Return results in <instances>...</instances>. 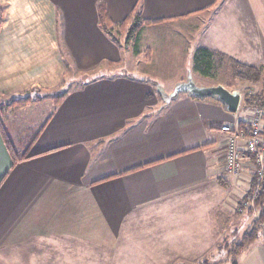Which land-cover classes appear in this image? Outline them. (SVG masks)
<instances>
[{
	"label": "crops",
	"instance_id": "0c3cea01",
	"mask_svg": "<svg viewBox=\"0 0 264 264\" xmlns=\"http://www.w3.org/2000/svg\"><path fill=\"white\" fill-rule=\"evenodd\" d=\"M99 2L112 22L122 21L136 4L151 21L208 13L195 47L258 66L264 74V0H0V96L58 91L68 67L74 77L101 65L119 68L122 48L98 26ZM84 77L47 109L37 128L47 122L27 154L33 156L13 166L0 136V264H123L113 260L124 257L122 241L130 245L136 240H126L143 232L170 242L163 255L185 257L178 255L175 235L188 231L185 220L178 223L177 212H164L196 194L225 196L224 190L237 204L250 188L251 158L242 159L236 181L222 169L220 128L247 118L249 107L231 113L218 101L184 93L163 105L151 79L117 71ZM8 116H1L4 130L20 145L32 129L12 125ZM250 212L238 214L232 228L217 217L219 236L206 228L200 243L194 236L191 241L206 251L210 241L238 243L255 228L252 242L229 262L264 264V218L257 209Z\"/></svg>",
	"mask_w": 264,
	"mask_h": 264
},
{
	"label": "rangeland",
	"instance_id": "374dc122",
	"mask_svg": "<svg viewBox=\"0 0 264 264\" xmlns=\"http://www.w3.org/2000/svg\"><path fill=\"white\" fill-rule=\"evenodd\" d=\"M225 3H223L222 1V4ZM224 8L225 9L232 8V6L229 3H227V5ZM205 14L209 15L208 13ZM205 14L203 15L199 14L195 16L193 19L191 18L188 20L175 19L168 21H152L145 23L142 26L137 42V49L139 51L138 53L134 52V46L132 44L133 33H131V37L129 38L127 37V34H129L128 26L130 27L132 21L128 22L122 27L121 26L113 27L112 33L120 42V46L122 48V65L119 68L117 66L116 68L110 67L109 69L106 67V65H101L96 70L87 72L86 75L84 74V76L97 77L99 75H104V73L106 72L113 73L114 71L123 72V73L130 72L131 74H136L145 79H151V81L153 80L155 83L154 84L155 90L157 91L156 83L162 87H169L176 80L185 79L187 75V71L190 70L192 77L199 84H205V85L220 84L228 88L229 90H239L241 92V102H242L243 91L244 88L247 86V84L240 82L239 80H236L231 76V67L229 60L230 59L235 60V59L231 58L230 56L222 52L213 50L218 55L217 54L215 55L211 77L201 76L192 68V54L196 48L195 46L199 39L201 25H204V23H206L207 21V16ZM191 28H193L192 31H190ZM110 66H113V64ZM259 69L261 70V68ZM261 71L256 83H253L251 85L252 88L250 89L249 93L257 92L263 96L264 74H262ZM73 75H74L73 68L68 67L66 74L67 79L63 82L62 87L58 91L55 90L54 92L43 96H49L51 98L54 96L58 97L60 93L66 91L69 88L77 86L78 84L81 83V80H83V78H86L81 74H76L75 77ZM29 96L34 98L36 94L32 92L29 94ZM7 100L8 98L4 96H0L1 116H3V113L5 111H8V115H9L8 120L10 122H13V124L12 123L11 124L16 125V127L21 126L23 129L26 130V132L30 131L31 129L32 131L37 129L38 123H40V121H42L45 118V115L47 114V109L53 106L54 103V100L46 99L51 101H47V103H41L40 105H27L26 107L15 106L14 108L8 109L7 107H5ZM42 101L45 100H40L36 102H42ZM36 102H31V103H36ZM241 102L239 106L243 107ZM243 109L244 108H239V110L241 111ZM250 115H251V109L249 110L247 118L246 117L244 118L245 120L238 119V121L244 120L247 123V120L249 119ZM238 121L236 124L232 126H234L237 130H245L246 128H240L238 126ZM247 127L248 129L250 128L249 125ZM15 141H17V138ZM224 158H225V144H224L221 167L224 170V172L227 174V172L224 169ZM241 169L242 167L240 168L238 175L227 174L231 179V181H236V179L240 176ZM246 191L247 189L244 190L245 193L244 192L243 193L245 195H242V197L239 198L237 204L233 202L235 197L234 194H232L231 191L224 190L223 193L225 196L219 194V196L216 197V195H214V197H212L213 199L211 200V198L209 199V196L207 195L196 194V196L198 195V197H194L192 200L179 203L177 208L172 210L167 208L165 210L164 214L166 216H168L169 214H173V211L177 212L178 223L181 220H185L182 222L187 226L188 231L183 235L177 233L175 234L177 235V242H180L179 246L177 247H181V249L178 251V255L185 253L186 254L185 257L184 256L171 257L170 255L168 256L163 255V254L166 255L168 254V250H165V252L162 251V249L165 248V244H167V240L155 241L153 237H156V235H148L147 234L148 232H143L137 234L136 236L134 235L130 236L126 241L133 239L136 240V242H132L130 245L127 242L122 241L121 246H119V248L121 249L119 250L122 251L124 257L118 260L113 258L114 262L123 261V264H171V263L198 264L203 259H206L209 264H219L223 260L228 261L227 263L224 264H231L229 260L230 258H232L231 255H234V253L233 252H231L230 254H228V252L223 253L222 248H224L225 251L230 250L231 248L236 249L235 248L236 241L231 239H226L227 241H223V242L216 241V244L215 242L213 243L210 241L209 244L212 246V248H210V250L207 249L206 251H204V249L201 248L199 244L201 240L200 236H202V233L204 234L205 231L204 229L206 228L210 235L213 234V236H219L221 234V231L217 230L219 228V224L215 223L217 217L223 216L221 217L220 223L221 222L229 223L228 225L226 224L224 226L227 228H232L233 226L232 221L234 218H236V216H238V214L247 215L251 213L250 211L254 212L255 209L257 208L249 207L247 196L249 197L251 194L249 191L246 193ZM216 198H218V200H216ZM249 209H250L249 211L250 213H247ZM233 213L235 214L234 216ZM181 214L183 215L181 216ZM190 219H192V222L190 221ZM197 219H199L198 222H196ZM206 221L209 223V225H206L204 223ZM179 227L180 226L177 224L176 226L177 230L179 229ZM202 229L204 231L201 233ZM216 232H218L217 235L214 234ZM192 233L193 235H191ZM178 235H180V237ZM190 236H194L196 240H198L196 242L199 243L193 244ZM180 238H183V240H181ZM172 242L173 241H171V245H173ZM169 243L167 244L168 247H169ZM191 244L192 245L198 244L199 246L197 248H194L191 247L192 246ZM159 251L161 254L158 253Z\"/></svg>",
	"mask_w": 264,
	"mask_h": 264
},
{
	"label": "trees",
	"instance_id": "16d2710c",
	"mask_svg": "<svg viewBox=\"0 0 264 264\" xmlns=\"http://www.w3.org/2000/svg\"><path fill=\"white\" fill-rule=\"evenodd\" d=\"M96 11H97V23L98 26L110 37V39L114 42H119L117 38L114 36L112 33V29L115 26H124L128 22L132 21L130 27L128 26V33L127 37H131V33H133V46H134V52L138 53L137 49V42L138 38L140 35V31L142 29V26L145 23L152 22L151 20H146L141 16V9L139 7V4H136L133 10L120 22H112L111 19L108 16V12L106 9V6L103 2H99L96 6ZM2 21L1 18V11H0V23ZM217 53L211 49H208L204 46H198L192 54V68L194 71L199 73L201 76L205 77H211L212 76V69L214 65V59L215 55ZM218 55V54H217ZM223 58V57H222ZM230 67H231V76L239 80L240 82L246 83L247 86L244 88L243 91V98H242V106L247 108H254L257 107L262 111V122L264 124V95H260L259 93H249L250 89L252 88L251 85L253 83H256L257 79L259 78L260 75V67L255 66V65H249V64H244L241 62H238L236 60L230 59ZM109 63V62H108ZM68 90V89H67ZM66 90V91H67ZM66 91H63L57 96L54 97H49V96H43V95H38L34 98L30 97L29 94H25L24 96L21 97H11L8 98L6 101L5 107H21L25 106L28 103L31 102H36L40 100H46V99H52L54 100L55 104H58L63 96L65 95ZM33 92V91H32ZM31 92V93H32ZM35 93V92H34ZM46 95V94H45ZM5 109V108H4ZM1 113V110H0ZM47 120H44L39 127L29 133L27 136H25L20 142V145H13V143L10 141V138L8 137L6 131L4 130L2 119H1V114H0V136L2 138V141L10 155L12 165L14 166L17 164L19 161L24 160L28 157L33 156L34 154H28L30 151L31 146L35 142L36 138L38 137L39 133L42 131L43 127L45 126ZM238 126L240 128H246L248 130V125L244 120L238 121ZM249 158H253L252 155H247ZM254 174V173H253ZM258 185L257 191L254 194V189ZM252 193L253 196V204L257 208L258 213H259V218L263 219L264 218V177L260 180V182L257 180L255 174L252 178V183L250 188L246 191ZM245 193V192H244ZM254 194V195H253ZM245 195V194H243ZM250 209L247 211L249 212ZM256 236V229L253 228L247 232H245L240 240V242L236 243L235 248L236 249H230L227 250L228 254L233 252L236 253L237 251L241 250L244 248L247 244L251 243L252 240ZM198 264H209L206 259H203L201 262ZM234 264V262H233Z\"/></svg>",
	"mask_w": 264,
	"mask_h": 264
},
{
	"label": "built area",
	"instance_id": "2783aa9c",
	"mask_svg": "<svg viewBox=\"0 0 264 264\" xmlns=\"http://www.w3.org/2000/svg\"><path fill=\"white\" fill-rule=\"evenodd\" d=\"M250 109L251 115L247 120V124L250 126L248 130H237L230 125L220 127L225 133L224 169L229 175H238L242 167V159L248 154L252 155L253 173L260 182L264 177V124L262 111L257 107ZM257 188L258 185L254 189V194ZM247 199L249 207L254 208L252 193L249 197L247 196Z\"/></svg>",
	"mask_w": 264,
	"mask_h": 264
},
{
	"label": "water",
	"instance_id": "95a60500",
	"mask_svg": "<svg viewBox=\"0 0 264 264\" xmlns=\"http://www.w3.org/2000/svg\"><path fill=\"white\" fill-rule=\"evenodd\" d=\"M157 91L162 98L163 105L168 104L179 94L184 93L191 98H211L220 102L228 112H237L241 102L239 90H229L220 84L205 85L197 83L192 77L191 71H187L185 79L174 84L171 91L166 92L162 86L156 83Z\"/></svg>",
	"mask_w": 264,
	"mask_h": 264
}]
</instances>
